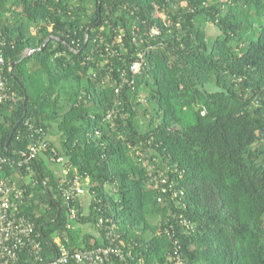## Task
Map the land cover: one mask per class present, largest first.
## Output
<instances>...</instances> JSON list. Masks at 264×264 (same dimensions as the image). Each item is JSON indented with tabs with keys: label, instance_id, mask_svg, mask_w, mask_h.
I'll list each match as a JSON object with an SVG mask.
<instances>
[{
	"label": "trees",
	"instance_id": "1",
	"mask_svg": "<svg viewBox=\"0 0 264 264\" xmlns=\"http://www.w3.org/2000/svg\"><path fill=\"white\" fill-rule=\"evenodd\" d=\"M0 25L16 93L0 101L2 175L23 190L43 262L59 241L106 244L98 222L114 217L135 262L264 264V0H0ZM38 130L50 149L30 173ZM76 176L90 183L72 218L61 183ZM17 264L39 261L23 250Z\"/></svg>",
	"mask_w": 264,
	"mask_h": 264
},
{
	"label": "built area",
	"instance_id": "2",
	"mask_svg": "<svg viewBox=\"0 0 264 264\" xmlns=\"http://www.w3.org/2000/svg\"><path fill=\"white\" fill-rule=\"evenodd\" d=\"M177 4L173 3V8H176ZM156 9L160 6L154 3ZM165 25L172 23L171 18L163 17ZM161 28L155 24L151 30V35H160ZM5 45V39L3 30L0 25V101L14 98L16 93L11 90L7 84V78L5 76L6 57L3 52V46ZM32 50H29L31 52ZM145 62V52L138 53V59L135 60L130 71L132 77L129 78L126 72L121 74V82L116 89L120 92L121 87L125 84L132 85L134 83L133 76L142 71V67ZM109 79V78H108ZM120 104L116 102V105L108 112L105 119H112L115 108ZM39 137L30 145L29 151L24 161L20 164H28V170L32 173L30 164L33 163L35 158L43 152H47L50 149V143L43 136L40 130ZM100 135V132H96ZM53 152H56L55 148H52ZM51 160L57 163H64V157L52 156ZM6 157H0V264H17L20 258V253L23 250H27L35 256L39 264H69L71 261L76 263L85 264H113V260L120 259L124 264H147L143 258H140L136 262L135 257L131 251L124 252L121 245V234L119 232L118 222L114 217H101L98 222L99 227L105 229V238L107 243L96 248L86 250H74L62 242L59 241V253L56 258L50 262H43V257L40 254L41 243L37 240L35 233V224L24 214L18 212L19 202L23 200V190L18 187L17 183L9 176L2 175L3 167L8 163ZM70 171V167H66L63 164V173L66 175ZM155 177L152 179L154 180ZM90 179L87 177L85 180H81L79 176L73 179H63L61 183L62 195L69 206L70 215L75 218L78 213V208L73 204L76 198L83 194L86 190V186L89 185ZM118 182H108L105 184V189L111 194H115L118 191ZM156 187L158 183L156 182ZM164 187L162 191H166ZM161 200V198H159ZM67 240V239H66ZM181 263L179 257L178 264Z\"/></svg>",
	"mask_w": 264,
	"mask_h": 264
},
{
	"label": "crops",
	"instance_id": "3",
	"mask_svg": "<svg viewBox=\"0 0 264 264\" xmlns=\"http://www.w3.org/2000/svg\"><path fill=\"white\" fill-rule=\"evenodd\" d=\"M90 200H91L90 196L87 193L81 196L80 203L85 212L88 211L90 207ZM88 231H89V228H87L86 226H83V234ZM91 232L94 236H96L95 231H91ZM77 264H85V263H77Z\"/></svg>",
	"mask_w": 264,
	"mask_h": 264
},
{
	"label": "rangeland",
	"instance_id": "4",
	"mask_svg": "<svg viewBox=\"0 0 264 264\" xmlns=\"http://www.w3.org/2000/svg\"><path fill=\"white\" fill-rule=\"evenodd\" d=\"M210 32H212V30H210ZM52 138L57 144L59 143V139H60L59 135H54Z\"/></svg>",
	"mask_w": 264,
	"mask_h": 264
},
{
	"label": "water",
	"instance_id": "5",
	"mask_svg": "<svg viewBox=\"0 0 264 264\" xmlns=\"http://www.w3.org/2000/svg\"><path fill=\"white\" fill-rule=\"evenodd\" d=\"M10 140V139H9ZM9 140H8V142H9Z\"/></svg>",
	"mask_w": 264,
	"mask_h": 264
}]
</instances>
